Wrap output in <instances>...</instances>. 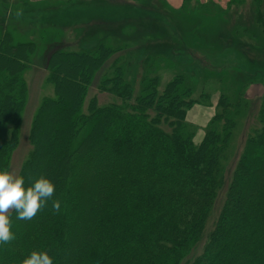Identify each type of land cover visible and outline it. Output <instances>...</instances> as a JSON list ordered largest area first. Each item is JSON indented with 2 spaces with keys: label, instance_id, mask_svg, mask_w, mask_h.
Here are the masks:
<instances>
[{
  "label": "trees",
  "instance_id": "obj_1",
  "mask_svg": "<svg viewBox=\"0 0 264 264\" xmlns=\"http://www.w3.org/2000/svg\"><path fill=\"white\" fill-rule=\"evenodd\" d=\"M207 1L183 0L175 10L163 5L173 14L160 17L170 53L237 44L231 50L256 54L264 46V0H227L225 9ZM242 3L245 11L233 7ZM230 12L243 13L241 21ZM102 23L95 13L83 25L93 30ZM213 25L239 39L226 36L216 45L208 32ZM186 29L197 35L194 45ZM141 39L112 46L107 38L91 51L56 42L48 47L42 67L53 93L41 97L25 135L26 155L13 164L26 185L38 175L49 178L60 209L53 211L49 200L30 220L11 211L14 239L0 246V264H20L33 249L47 250L53 264H264V78L257 79L263 91L254 102L245 78L234 76L229 86V74L211 75L217 102L196 143L195 126L185 117L199 102L192 96L198 80L189 71L176 73L159 91V78L146 66L154 52ZM34 48L32 40L0 36V167L9 171L22 143L24 74ZM123 49L126 58L117 55ZM141 51L146 57L137 60ZM112 53L109 74L97 83L107 100L92 97L84 106ZM136 61L143 74L136 73Z\"/></svg>",
  "mask_w": 264,
  "mask_h": 264
},
{
  "label": "rangeland",
  "instance_id": "obj_2",
  "mask_svg": "<svg viewBox=\"0 0 264 264\" xmlns=\"http://www.w3.org/2000/svg\"><path fill=\"white\" fill-rule=\"evenodd\" d=\"M66 1L69 3L66 4ZM125 1L128 4H123L119 0H0V36L9 33L15 42L32 40L35 46L33 53L30 55L31 68L27 69L24 74L28 88L20 118V142L22 141V143L12 155L11 172H17V168L14 167L15 162H18L19 157L26 155L28 142L25 135L41 97L53 93L50 84H45L44 78L47 72L42 67L48 47L53 42L65 44L66 49L73 51H91L96 49L101 41L105 42L107 38L110 39L112 46H116L122 40L128 46H133L134 37L146 38L147 41L141 39L140 42H147V52H154V55H151V58L147 61L146 66L149 68L150 75L155 74L159 78L157 84L159 91L176 73L185 76L186 72L189 71L194 80L195 78L198 80V83L195 82L196 89L193 91L192 96L197 98L199 102L188 109L185 117L188 122L193 123L195 126L193 140L196 143L198 142V136L200 135L201 138L205 129L208 128L207 122L210 116L214 114L213 111L217 102L212 94L216 93L218 88L217 85H214L215 81L210 79L211 75L218 78L221 75L224 77V74H229V78L226 77L225 80L229 86L230 83L233 84L232 77L245 78L249 81V84L245 85V88L248 86L246 89L247 97L254 102L258 101L263 91V87L257 79L264 78V46L259 47L257 45L256 48L259 51L256 54L248 49H244L245 53L231 50L236 48L237 44L231 46L230 49H223L219 52L210 49L205 50L200 46H185L186 48L184 47L183 50H174L172 54L169 47V43L172 46V42L165 39V35L160 34L161 30L164 29L160 17L170 18L173 16L172 13L165 11L167 9L163 7V5H166L164 1L161 0L163 3L159 2L158 5L154 2L157 0ZM200 1L202 3L208 2L207 0ZM224 1L212 0V3L217 8L225 9L229 0L222 4ZM182 5H185L183 0ZM166 7L169 10H175L170 9L167 5ZM191 7H194V1ZM233 7L238 11H241V9L245 11L248 5L242 3L238 6L239 8L236 5ZM95 13L103 23L95 26L99 28L92 30L83 24H85L88 17L93 16ZM230 14H235L236 20L241 21L240 16L243 13L230 12ZM200 27V25H197L194 29L200 30ZM259 30L260 38L264 43V29L259 28ZM208 32L214 37V41L217 42L216 45L226 36L234 40L239 39L235 35L236 33L232 34L231 31H228L226 35H222L215 25L211 26ZM175 34L177 35V32ZM185 34L189 44L194 45L193 42L197 39V35L191 34L188 29H186ZM250 41L251 43L255 42L254 38ZM144 51L136 52L137 60H141L145 56L147 52ZM159 51L165 52L168 56L159 54ZM126 52L123 49L117 55L126 58ZM114 53L116 52L114 51ZM117 55L112 56L96 72L86 93L84 106L88 104L92 97H98L102 102L107 100L105 93H99L97 83L105 72L108 73L104 71L108 62L110 63L111 60L113 62ZM166 60L171 61L173 65L171 62L168 64ZM252 63L255 65H252ZM134 66H137L136 69L139 70L136 72L137 74L144 73L143 70L139 69L141 66H139L138 61ZM240 67L243 68L242 72L239 70ZM252 69L256 72L248 74L251 73L250 70ZM128 78L127 75L126 79ZM200 92L203 94L199 95Z\"/></svg>",
  "mask_w": 264,
  "mask_h": 264
},
{
  "label": "clouds",
  "instance_id": "obj_3",
  "mask_svg": "<svg viewBox=\"0 0 264 264\" xmlns=\"http://www.w3.org/2000/svg\"><path fill=\"white\" fill-rule=\"evenodd\" d=\"M54 191V183L44 175H38L30 185H26L22 175L0 167V246L14 239L10 230L11 211H15L18 220H30L49 200L53 211L60 209V202L52 199ZM20 264H53V258L47 250L33 249Z\"/></svg>",
  "mask_w": 264,
  "mask_h": 264
},
{
  "label": "crops",
  "instance_id": "obj_4",
  "mask_svg": "<svg viewBox=\"0 0 264 264\" xmlns=\"http://www.w3.org/2000/svg\"><path fill=\"white\" fill-rule=\"evenodd\" d=\"M164 3L169 6L171 9H177L182 6V0H162ZM226 3V0L222 4Z\"/></svg>",
  "mask_w": 264,
  "mask_h": 264
}]
</instances>
